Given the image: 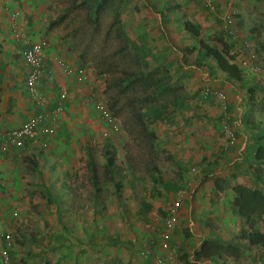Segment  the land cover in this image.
<instances>
[{"label": "rangeland", "instance_id": "374dc122", "mask_svg": "<svg viewBox=\"0 0 264 264\" xmlns=\"http://www.w3.org/2000/svg\"><path fill=\"white\" fill-rule=\"evenodd\" d=\"M11 1L12 6L25 1L35 5L37 21L42 22L40 27L45 31V38L57 45V55L65 62L69 59L73 60V64L76 62L77 67L86 70L87 77L80 80L77 75L78 82L85 85L81 91L84 95L78 99L80 102L71 112L72 116L65 111L63 119L61 115L57 123V129L61 130L62 127L58 126L64 121L65 126L72 129L71 135L67 134L68 130L48 135L44 143L46 152H40L41 149L35 146L8 148H16L12 156L8 155L14 186L8 185V193H13L6 200L7 205H0V234L10 236L0 242V264H6L2 258L4 250L9 255L10 264H79V255L83 254L84 264H154L156 250L161 247L174 250L177 247L176 255L183 264H191L186 263V255L190 250H198L197 244L203 240L195 233L201 235L209 224L221 230V226L227 224V212L236 217L230 204L224 205L223 210L217 209L220 216L208 208L220 207L221 202H215L221 195L206 184H199V179H210L211 173L220 165L222 153L243 144V141L238 143L237 131L233 142L222 131L223 103L211 93L204 92L206 88L217 90L213 88L217 77L195 69L192 65L194 54L189 55L187 51L193 41L184 31L183 21L202 23L201 38L208 43H213L221 34L218 30L210 32V28L216 26L204 21L207 9L203 1L86 0L82 6H77L73 0ZM99 7L103 8L96 12V22L94 12ZM116 9L120 11L119 23L115 20ZM159 10L167 11L170 16L171 21L165 25L170 42L163 38L160 31ZM238 18L236 12L234 23ZM120 29L149 50L150 54L146 57L149 68L153 69L158 64L171 67L177 92L143 106L148 102L147 98L150 100L148 92L133 87L128 93L120 94L110 87L113 78L144 68L134 58L137 53L134 47L129 45L122 49L124 44L119 37ZM178 47L185 50L186 57H182ZM248 59L253 63L261 62L258 56L248 55ZM250 79L252 82L257 79L260 85L263 83V87L256 88L255 93L252 118L257 119L264 112V76L255 74ZM221 91L228 105V93ZM244 92L248 95L241 90L242 94ZM176 94L185 97L180 106L167 112L161 108V117L152 123L145 116L156 139L151 141L147 135H142L135 118L137 109L143 107L142 111L146 113L151 105L153 108L163 101H172ZM113 96L118 102L115 109L109 110L112 117L109 121L98 104L110 109ZM236 111L240 109L231 114L227 112L231 116L228 122L235 130L234 124L239 122ZM107 145H110L109 150L115 149L119 172L124 176L120 196L105 176L103 150ZM88 150L95 162L97 186L91 182ZM30 156L42 165V179L36 169L34 171L24 162L25 157ZM153 165L157 166L158 173L165 180H180L184 186L183 195L187 196L184 206L181 202L174 229L165 238L162 234L166 231V220L176 198L172 194L161 200L152 190L149 169ZM246 179L248 177H244ZM0 181L4 183L1 178ZM200 187L207 196L203 199L199 196L196 202L197 198L189 195L194 188L201 192ZM201 216L202 220L207 218L210 223H203ZM192 221L199 231L192 228L193 232H190ZM231 223L226 225L229 231L224 233L229 236L235 235L234 230L238 234L247 226L248 230L264 229V217L259 216L250 224L244 221ZM93 230L97 237L94 242H87ZM58 234L62 235L60 240L55 238ZM115 236L124 243L125 248L120 249L124 250L123 253L119 252L120 247L107 242ZM132 254L135 257L133 261L126 262Z\"/></svg>", "mask_w": 264, "mask_h": 264}, {"label": "crops", "instance_id": "0c3cea01", "mask_svg": "<svg viewBox=\"0 0 264 264\" xmlns=\"http://www.w3.org/2000/svg\"><path fill=\"white\" fill-rule=\"evenodd\" d=\"M203 1V0H202ZM214 1V0H213ZM221 1L224 0H215L214 3L217 5H220ZM11 0H0V138L4 133H7L13 128L21 126L24 122L27 120L39 115L42 112H52L58 105L60 98H61V92L62 89L65 87L67 91V97L64 99V110L62 112V119L64 117V113L68 114V116H72V113L76 109V104H78L80 101L78 99H81L84 95L82 91V88L85 85H82L77 80V74L68 73L65 71L64 67L61 66L58 63V60L60 57L57 55V46L55 44L49 41V48L47 49L46 57L44 59V73L42 77L41 87L40 91L44 98L46 99V104L40 105L36 102V100L33 99V97L30 95L27 89V77H28V66L25 64L24 58H23V51L25 48V44L22 42V40L33 42L37 41L39 39H46L45 38V31L42 30L40 26H42V22L37 21V10L36 6L29 4L27 1L25 3L19 2L11 5ZM204 7L207 9V14L204 16V21L206 23L209 22L211 25H215L212 29L210 28V32L213 33L215 30H218L220 34V37L223 36L224 40L229 42L232 45V54L235 56V62L239 64L243 69V74L245 78V82L242 84H245V87L248 86H254L256 88H262L263 83H258L259 81L256 79L253 82L250 79V76H254L255 73L251 70V65L253 64L252 61L248 59V55L253 56L256 58L258 56H262L264 60V0H240L237 2L236 6V12L237 17L239 16L236 23L233 24L232 27L226 28V25L224 24L223 20L221 18V10L218 8L216 10L210 9L205 2L203 1ZM208 19V20H207ZM219 19V20H218ZM222 20V21H221ZM211 21V22H210ZM218 22V24L216 23ZM199 23V22H197ZM202 24V23H200ZM204 29V27L202 28ZM18 32L21 33L22 36H18ZM202 32V30H201ZM163 36V34H162ZM163 38L166 40L167 38L163 36ZM247 41L249 44V47L244 46V42ZM257 54H255V53ZM248 59L249 65L245 66L243 65V60ZM261 58V62L262 61ZM65 60V59H60ZM66 61V60H65ZM73 60L69 59L66 63L75 67L77 69L82 67H77L79 65L75 62V64L72 63ZM185 65V64H184ZM215 68V67H214ZM214 73L218 78L214 81V87L217 85L216 89L225 90L227 92V96L229 97V103L236 105L238 109L241 110L240 104L241 102L240 94L238 91H235L234 88L223 81L224 75L221 74L220 71L214 70ZM207 74V73H206ZM208 75V74H207ZM246 77H249L246 78ZM256 77V76H255ZM211 82V81H210ZM263 82V81H261ZM212 83V82H211ZM240 84V83H238ZM241 92V91H240ZM262 103L260 104V108H262ZM257 120L261 122V127L264 129V112L262 113V117H258ZM43 124H49L48 120H44L41 125ZM66 124L64 121H61L58 128H61V133H65L66 130L67 134H72V129H68V127L65 126ZM66 127V128H65ZM60 129L56 130V135L59 133ZM48 139V135H45L44 133L39 132L38 135L32 139H27L25 142L24 147H39L40 152L44 151V143ZM246 137L244 135L238 136V143L243 141L242 145L240 146H234L231 149H229L226 153H222L223 158L220 159V165L217 169L212 172V177L210 179L206 178V182L203 180L204 178L199 179V184L204 183L208 188L214 189L215 192H218L221 196L218 199V202H215L216 204L221 202V206H217V208L212 209L216 211V216L218 215L217 209H225L223 208L224 205H229L232 208V211L234 212L236 217H233V215H230L227 212V215H225L224 219L226 221V225L233 224L231 222H241L244 221L241 219L238 214L235 211L234 205H233V199L235 197L234 192L231 189H226L222 191L216 190V186L214 183L215 177H228L230 175L234 176L231 177L235 181H248V183H252V178L247 174V166L246 163L241 161L242 152L246 154V151L248 150V147L250 148V145L248 144L247 149L246 148V142L244 141ZM251 140L249 139V142ZM22 147V148H24ZM240 147V148H239ZM16 148H10V149H3L2 146H0V178L3 179V186H2V192H0L1 197V203L0 205L3 207L6 206V200L10 198L11 193H8L7 188L8 185L14 186L13 180L14 178L11 177V163H10V156H12V151H14ZM10 155V156H8ZM31 158H34L33 156H30ZM36 161V160H35ZM27 165L35 171L36 167H34L33 163L25 157L24 161ZM37 162V161H36ZM38 163V162H37ZM42 164V163H41ZM40 165V164H39ZM40 168L42 170V177L43 178V167L40 165ZM37 172V169L36 171ZM244 177H248V180H244ZM42 182V181H41ZM210 184V185H209ZM11 186V187H12ZM198 186V183L196 184V187ZM201 188V187H200ZM211 189V190H212ZM203 189L201 188V192H199L196 188L192 190V193L189 195V197H192L193 195L197 198L196 202L200 199H203L204 196H207ZM182 192L179 194H173L175 198L182 199V205L184 206V200L187 197L186 194L183 195L184 190H181ZM6 194H5V193ZM7 197H5V196ZM9 202V201H8ZM211 204V203H209ZM182 206V207H183ZM205 206V205H204ZM57 214V211H56ZM220 216V215H218ZM201 221L206 224L210 223L207 218ZM235 218V219H234ZM181 221V219H180ZM179 221V222H180ZM221 226V230L219 228L214 227L212 224H209L207 229L204 230V232L201 235H198L195 233V236L200 237L202 236V239L204 240L209 234H218V236L223 239H231L234 238L237 233L234 230L235 235L229 236V234H224L229 231L230 228L228 226ZM193 226V227H192ZM190 232H193L192 228H195L196 230H200L198 227L194 226V222L192 221L190 223ZM248 228V226H247ZM181 229V228H180ZM260 231H264L262 228ZM224 234V235H222ZM89 239L87 242H94L93 238H96V232L93 230L91 233H89ZM61 238L62 235H56L55 238ZM115 239L116 236L114 237ZM93 239V240H92ZM160 239V238H159ZM162 240V239H161ZM202 240V241H203ZM58 241V240H57ZM120 241V240H119ZM159 241V240H157ZM201 242H199V248L201 245ZM55 240L53 241V243ZM60 242V241H59ZM108 242V240H107ZM241 245V252L239 256H230V255H223L219 258L214 259H201L199 261L194 260V250H190L188 252L189 255H186L188 257L186 263L191 262L198 263V264H250L255 260L264 259V247L263 246H253L250 245V243H247L245 241L240 240ZM57 244H59L57 242ZM119 248V252L123 253L124 250H120L121 248H125L124 243L119 242L117 245H114ZM134 246V245H132ZM130 245V247H132ZM180 247V246H179ZM177 249V247H176ZM176 249H166L164 247H161L159 250H156L158 255H165L168 252L176 253ZM197 251V250H196ZM79 255L78 263L84 264V256ZM177 258L181 261V259L176 255ZM134 254H132L131 258H128L126 262H128L130 259H134ZM131 261V260H130ZM76 262V261H75ZM182 262V261H181ZM149 263V262H148ZM183 263V262H182Z\"/></svg>", "mask_w": 264, "mask_h": 264}, {"label": "trees", "instance_id": "16d2710c", "mask_svg": "<svg viewBox=\"0 0 264 264\" xmlns=\"http://www.w3.org/2000/svg\"><path fill=\"white\" fill-rule=\"evenodd\" d=\"M73 3H76L77 6H82L86 3V0H73ZM103 4H105V1ZM100 8L103 7H99V9L95 10L94 12V20L96 22V12H99ZM158 14L160 15L161 20L160 31L170 42L168 37L169 30L165 27V25L171 21L170 16L168 15L167 11L164 12L163 10H159ZM115 15V20H118L116 22L119 23L120 11L116 9ZM182 25L184 31L193 41L192 45L187 47V51L189 55L194 54V58L192 59V65L194 68L197 70H203L207 72L208 75L218 78V76H216L214 73L216 68V70L220 71L221 74L224 75L223 81L230 84L235 91H238L241 102H243L240 104L241 110L238 112L236 111L239 122H235L234 125L236 130L234 129V131H237L239 136L244 135V137H246L244 140L246 142L245 149H247L248 144L250 145V148L248 147L246 154L241 151L242 156L240 157L242 158L241 161L246 163V174H249V176L252 178V183H248L249 181H235L233 178H231L234 177L232 175L228 177H215L214 183L216 190L218 191L231 189L234 192L235 197L233 199V205L235 211L246 224H250L255 217H264V129L261 127V122L252 118L253 110L256 105V87H245L242 84L245 82L243 74L244 69L234 61L235 56L231 52L232 45L224 40L223 36H219L213 41V43H208L205 39L201 38L202 24L185 20L182 22ZM120 32L121 35L119 34V37L124 44L122 49H126L129 45L134 47V49L137 51L134 58L140 65H143L144 68L140 69L136 73L129 72L124 77L113 78L110 83V87L120 94L128 93L131 89H133V87H139L143 91L148 92L150 100L147 98L146 101L148 102L143 106H148L150 101L158 102L161 97L169 95L173 92H177V87L173 83L171 67L166 64H158L153 69L149 68V62L146 60V57L150 54L149 50L145 48V46L139 45L133 39L128 37L125 34V31L122 29H120ZM177 49L182 54V57L187 56V53L184 49L179 47ZM110 87L108 86L107 89ZM215 88H217V85ZM241 90H245L246 94L248 95H245V92L242 94L240 92ZM112 99L113 100L109 109L110 111L111 109H115L118 102L114 96ZM184 100L185 97L183 98L180 96V94H176L174 100L172 101H163L157 106L154 105L155 107L153 108H151V106H153L151 105L150 109L146 111V113H143V107H139L137 109V116H135V118L140 125L141 134L147 135L151 141H154L156 139V135L152 130H150L149 123L146 122L145 116L150 118L149 122H155L159 120L162 115V113H160L161 108L167 112L180 106ZM235 110H237V107H235L232 103L227 105L226 112L231 114V112H235ZM249 139L251 140L250 142ZM109 146L110 145L105 146L103 150L105 158V176L110 179V183L115 188L116 194L120 196V192L124 184V176H122V174L119 172L116 162V151L113 148L109 150ZM88 152L87 164L90 172L91 182L94 186H97L99 181L95 162L92 159V153L89 150ZM27 159L33 163L34 167L37 169V173L40 177H42V170L39 163L35 161V158L27 157ZM158 172L159 169L156 165H153L152 168L149 169V181L152 185V190L159 199L163 200V198L174 193L177 194L183 189L184 186L181 184L180 180H165ZM203 180L205 181L206 177ZM240 240L250 243V245L253 246L264 247V231H260L259 228L251 230L243 228L234 238L227 240L221 239L218 234H209L202 241L200 248L194 252V260L197 262L201 259H214L223 255L239 256L241 252V245L239 243ZM108 242L112 245H117L120 241L110 237Z\"/></svg>", "mask_w": 264, "mask_h": 264}, {"label": "built area", "instance_id": "2783aa9c", "mask_svg": "<svg viewBox=\"0 0 264 264\" xmlns=\"http://www.w3.org/2000/svg\"><path fill=\"white\" fill-rule=\"evenodd\" d=\"M205 4L212 10L220 9L221 10V19L223 20L226 27H232L235 20L236 15V4L240 0H224L221 1L220 5L214 3L213 0H203ZM18 36H22L21 33L18 32ZM25 44V48L23 51V58L25 64L28 66L29 72L27 77V89L30 95L34 100L40 105L46 104V99L42 95L40 91L42 77L44 73V59L46 57L47 49L49 48L48 39H39L37 41L29 42L22 40ZM244 46L249 47L247 41L244 42ZM58 63L64 67L65 71L68 73L76 72L80 80H84L87 77L86 70L83 68L74 69L70 64H67L63 60H58ZM243 65H249V61L246 58L243 60ZM251 70L257 74L264 76V62L253 63L251 65ZM206 94H212L218 100L223 103L224 113L221 121L222 131L226 134V136L233 142L235 140V131L230 126L228 119H230V115L227 114V103L225 100L224 93L221 90H214L210 88H206L204 91ZM67 90L64 87L61 92V98L57 105V107L52 112H42L39 115L27 120L21 126L16 127L4 133L0 138V146L5 150L11 146H15L17 148H22L25 145L27 139L35 138L39 132L44 133L46 135H55L57 129V123L60 120L62 112L64 110V99L66 98ZM101 112L105 115V118L111 121L112 117L109 114V109L105 108L103 105H100ZM48 120L49 124L41 123L44 120ZM2 182L0 181V189H2ZM182 191L179 192V194ZM181 205L180 196L176 198L173 203V206L170 209V215L166 220V231L162 234L163 238H165L168 233L174 229L176 220L178 219V210ZM0 221H1V213H0ZM10 236L7 234H0V242L4 239H9ZM148 255L150 252L147 253ZM2 258L4 263H9V255L6 250L2 251ZM154 264H183L173 252H168L165 255H157L154 256ZM250 264H264V259L255 260Z\"/></svg>", "mask_w": 264, "mask_h": 264}]
</instances>
